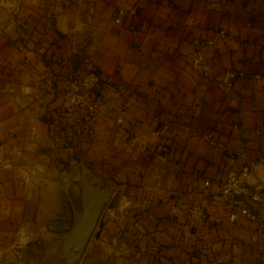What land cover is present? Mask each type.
I'll use <instances>...</instances> for the list:
<instances>
[{
    "label": "crops",
    "instance_id": "obj_1",
    "mask_svg": "<svg viewBox=\"0 0 264 264\" xmlns=\"http://www.w3.org/2000/svg\"><path fill=\"white\" fill-rule=\"evenodd\" d=\"M118 6L137 12L117 24ZM33 7L15 5L14 19L0 23V257L20 242L18 228L36 220L44 227L58 205L57 195L35 196L37 175L65 165L60 89L68 75L95 64L98 94L113 109L75 148L115 191L79 264H264V206L254 207L258 220L230 223L218 198L227 173L245 163L239 139L250 159H264V0H96L91 21L75 4L54 10L52 27L48 0ZM221 29L227 39H219ZM211 38L217 42L204 52L216 74L243 73L227 94L187 60L199 40ZM44 72L56 92L39 80ZM132 133L168 155L158 164L160 186L151 174L154 155L138 149ZM258 174L264 180L263 166ZM206 179L212 194L198 232L169 211L179 199L194 203ZM38 239L29 233L22 241L30 250ZM29 261L51 264L46 256Z\"/></svg>",
    "mask_w": 264,
    "mask_h": 264
},
{
    "label": "built area",
    "instance_id": "obj_2",
    "mask_svg": "<svg viewBox=\"0 0 264 264\" xmlns=\"http://www.w3.org/2000/svg\"><path fill=\"white\" fill-rule=\"evenodd\" d=\"M95 1L48 0L51 12L48 14L47 26L52 27L54 25L52 19L54 10H61L75 4H82L85 7L89 21H91ZM136 12L135 7L118 6L114 12V22L122 24L127 15L135 14ZM218 36L219 39L224 40L227 39L228 33L225 29H221ZM216 42L217 38L199 40L187 54V60L196 73L213 81L223 93L227 94L234 89L238 77L243 73L227 68L216 74L215 62L204 52L205 46L215 45ZM254 78L259 79L261 76L255 75ZM39 80L45 82L46 89L49 92H56L54 77L50 72L42 73ZM101 84L102 75L94 66H89L80 73L68 75L60 89L62 96L61 118L57 125L59 132L69 142L65 145L62 143L63 145H60V149L64 150L66 155L69 153L70 163L74 166L82 165L88 167L89 163L77 153L75 144L82 139L84 134H91L99 124L106 121L113 109L112 102L100 97L98 94ZM123 121L122 116L116 118L118 124H122ZM132 134V142L137 145L138 149L154 155L155 166L151 174L156 185L160 186L162 176L158 164L162 161H167L168 155L158 151L156 145H147L143 135ZM208 140L212 145H217V140L212 134L209 135ZM237 145L238 153L245 158V163L240 169L229 171L226 178L220 183L218 190L220 205L230 223L243 219L258 220V214L254 207L257 205L264 206V180L258 174V167H264V159L260 161L250 159L243 139H239ZM137 166L135 165L131 168H137ZM210 185L211 180L206 179L203 188L197 193L196 201L192 204L182 205L179 199L170 208L169 216L171 218L183 217L189 227L199 232L207 216V204L212 194Z\"/></svg>",
    "mask_w": 264,
    "mask_h": 264
},
{
    "label": "water",
    "instance_id": "obj_3",
    "mask_svg": "<svg viewBox=\"0 0 264 264\" xmlns=\"http://www.w3.org/2000/svg\"><path fill=\"white\" fill-rule=\"evenodd\" d=\"M14 12V8L1 11L0 23L12 21ZM63 159V171L43 174L55 189L58 205L47 217L42 237L47 240L49 252L45 255L51 264H79L103 211L111 202L115 183L100 179L85 166L72 165L68 156ZM5 255H10L8 264L17 263L12 249Z\"/></svg>",
    "mask_w": 264,
    "mask_h": 264
},
{
    "label": "rangeland",
    "instance_id": "obj_4",
    "mask_svg": "<svg viewBox=\"0 0 264 264\" xmlns=\"http://www.w3.org/2000/svg\"><path fill=\"white\" fill-rule=\"evenodd\" d=\"M44 1L46 0H0V12L4 11V10H10L12 8L15 9V5H18L20 3H22L24 6H27L29 8H34V5H41V3H44ZM40 3V4H39ZM33 5V6H32ZM93 66L96 68V65L93 64ZM97 69V68H96ZM60 151V150H59ZM62 152V151H60ZM67 153V152H66ZM67 156H69V153L66 155L65 152L63 153V158L67 159ZM60 165V167H59ZM58 167V168H57ZM51 169L54 170H64V163H62V161H58V165H54V166H50ZM88 168V167H87ZM50 169V170H51ZM46 170V169H45ZM50 170H46L44 172H42L45 175H51L54 171H50ZM37 179L38 182H36V190H35V196L37 197L38 195H40L41 193H44L46 195H56L55 189L53 187V185L49 182V180L47 178H44L42 175H37ZM35 197V199H36ZM46 197V196H45ZM31 220H35L36 218L34 216H32L31 212L29 215ZM30 225H32V227H20L17 229L16 234H17V239L20 240V242L15 243L12 247H9L6 249V251H4V253H2V257H5V253L9 250L12 249L13 251H19L21 254L23 255H27L28 254V258H22V259H17V263L16 264H30V259L31 257L34 256H40V257H44L46 256L45 254L47 252H49V249L47 247V240H45L43 237H41L43 235V223L40 220H36V221H31ZM32 233L34 236H37L41 242L40 244L38 243L36 246L37 247H30V250L28 249V245L25 244V242L22 241L23 236H25L26 234ZM42 233V234H41ZM41 235V236H40ZM38 239V240H39ZM36 250V251H35ZM27 251V254L25 253ZM15 253V252H14ZM0 257V258H2ZM47 259V257H46Z\"/></svg>",
    "mask_w": 264,
    "mask_h": 264
},
{
    "label": "trees",
    "instance_id": "obj_5",
    "mask_svg": "<svg viewBox=\"0 0 264 264\" xmlns=\"http://www.w3.org/2000/svg\"><path fill=\"white\" fill-rule=\"evenodd\" d=\"M43 61L46 63V64H50L51 62H52V60H50V59H48V58H46V57H43ZM51 135H53L52 133H51Z\"/></svg>",
    "mask_w": 264,
    "mask_h": 264
}]
</instances>
